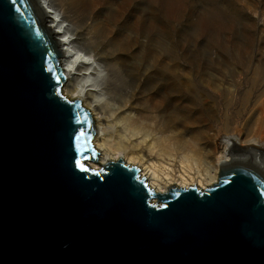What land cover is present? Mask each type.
<instances>
[{"label": "water", "instance_id": "obj_1", "mask_svg": "<svg viewBox=\"0 0 264 264\" xmlns=\"http://www.w3.org/2000/svg\"><path fill=\"white\" fill-rule=\"evenodd\" d=\"M35 0H0V264H264V173L220 167L204 189H151L99 164L93 113Z\"/></svg>", "mask_w": 264, "mask_h": 264}, {"label": "rangeland", "instance_id": "obj_2", "mask_svg": "<svg viewBox=\"0 0 264 264\" xmlns=\"http://www.w3.org/2000/svg\"><path fill=\"white\" fill-rule=\"evenodd\" d=\"M60 1V9L78 17L72 22L97 38L98 51H108L122 69L127 112L150 115L160 159L177 154L168 141L174 134L205 152L212 148L218 174L217 157L228 140L264 146V0ZM109 106L115 113L117 106ZM123 115L110 114L106 137L116 135ZM103 137L101 130L94 145ZM108 155L118 160L117 153Z\"/></svg>", "mask_w": 264, "mask_h": 264}, {"label": "bare ground", "instance_id": "obj_3", "mask_svg": "<svg viewBox=\"0 0 264 264\" xmlns=\"http://www.w3.org/2000/svg\"><path fill=\"white\" fill-rule=\"evenodd\" d=\"M35 2L60 51V66L67 77L65 87L69 89V99L81 100L93 113L98 133H101V130L104 132L103 142L98 143L100 139H97L95 145L101 153L100 163H90L89 167L94 170L99 167L101 169L108 161L117 159L108 155L110 152H115L125 160L126 164H137L141 168V177H144L149 187L157 193L166 192L172 185L185 189L191 186L204 189L217 182L218 169L212 165L214 157L210 156L212 148L206 153L197 142H183L181 134H174L168 138V141L173 143L177 154L168 153L169 157L160 159L161 154L152 142L155 123L149 114L127 112L130 108L127 102L129 93L125 88L127 80L120 66L111 62L112 56L109 52L98 51L95 41L97 38L92 39L86 36L80 29L81 25L72 22L78 21V17L60 9V0H35ZM91 52L95 55L93 56ZM164 52L167 51L164 50ZM150 70L151 65L146 68V71ZM167 75L169 77V74ZM174 101L175 105L176 101ZM109 102L117 106L115 113L114 108L109 106ZM178 112H176L177 116ZM110 114L124 115L119 119L120 126L116 135L106 137L108 132L105 126L111 123ZM217 161L219 170L222 165L243 162L257 167L264 173V146L253 142L228 140L225 150L217 157ZM211 173H214L212 177ZM198 179L200 180L197 181Z\"/></svg>", "mask_w": 264, "mask_h": 264}]
</instances>
